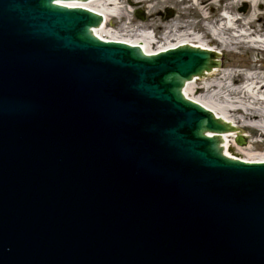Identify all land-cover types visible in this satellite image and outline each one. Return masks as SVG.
I'll list each match as a JSON object with an SVG mask.
<instances>
[{"label": "water", "instance_id": "95a60500", "mask_svg": "<svg viewBox=\"0 0 264 264\" xmlns=\"http://www.w3.org/2000/svg\"><path fill=\"white\" fill-rule=\"evenodd\" d=\"M88 1L0 0V264H264V161L183 93L225 60L102 41Z\"/></svg>", "mask_w": 264, "mask_h": 264}, {"label": "bare ground", "instance_id": "6f19581e", "mask_svg": "<svg viewBox=\"0 0 264 264\" xmlns=\"http://www.w3.org/2000/svg\"><path fill=\"white\" fill-rule=\"evenodd\" d=\"M128 1L136 6L151 0ZM179 1L182 5H189L197 22L187 26H180L178 23L167 28L163 38L165 46L159 48V51L188 45L220 55L226 51L235 52L237 49L264 54V0H226V3L224 0ZM125 2L126 0H91L88 3H70L68 6L86 8L104 17L106 22L94 31L95 36L100 39L139 46L145 54H153L149 47L156 44L154 37H149L143 28L142 30L131 28L133 21H130L129 14L125 11ZM222 2L225 4L222 5ZM241 4H247L249 8L247 13H237V7ZM113 19H126L128 22L122 31H116L110 26ZM224 36L228 37L229 42L223 40ZM254 69L249 75L239 72L220 73V69L210 70L207 77L190 81L183 92L188 100L202 105L221 122L241 129V132L226 135L222 133L219 137L223 139L226 155L242 162L264 161V152L261 153L262 149L256 147V144L247 141L243 147L235 141L237 136L244 137L242 131L244 129H250L264 138V73ZM202 80L204 84L201 87L198 83ZM242 155L246 158L242 159Z\"/></svg>", "mask_w": 264, "mask_h": 264}, {"label": "rangeland", "instance_id": "374dc122", "mask_svg": "<svg viewBox=\"0 0 264 264\" xmlns=\"http://www.w3.org/2000/svg\"><path fill=\"white\" fill-rule=\"evenodd\" d=\"M224 2L226 3V0H224ZM225 3L222 2L221 4L224 5ZM124 4L125 11L129 14L130 21H133L131 28L134 30H142L143 28L144 32L148 33L149 37H154L156 44L149 47V51L153 53L159 52V48L165 46L163 38L167 33V28L178 23L180 26H187L188 24L192 25V23L194 24L197 22L193 18V13L190 11L189 5H182L179 0L169 3L151 0L150 2L136 6L131 5L129 1L127 2L126 0ZM248 10L247 4H241L237 7L238 14L247 13ZM209 12H211V10ZM137 14H139V16ZM223 15L229 17L226 13H223ZM127 22L126 19H113L112 25L110 26H112L113 30L122 31ZM223 38V40L229 42L227 36ZM220 60H225L224 67L220 68V73L239 72L240 74L249 75L255 70L254 68L264 73V54L257 51H238V49L235 52L226 51L222 54ZM198 84L202 87L204 84L203 80L199 81ZM227 84L229 85V83ZM242 131L247 141L261 148V153L264 152V138L255 134L250 129H244ZM245 158L246 157L242 155V159Z\"/></svg>", "mask_w": 264, "mask_h": 264}]
</instances>
